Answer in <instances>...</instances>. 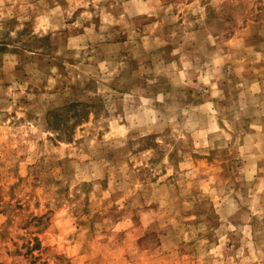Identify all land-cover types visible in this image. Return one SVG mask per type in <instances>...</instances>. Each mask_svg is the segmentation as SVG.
Returning a JSON list of instances; mask_svg holds the SVG:
<instances>
[{"label": "rangeland", "instance_id": "374dc122", "mask_svg": "<svg viewBox=\"0 0 264 264\" xmlns=\"http://www.w3.org/2000/svg\"><path fill=\"white\" fill-rule=\"evenodd\" d=\"M0 264H264V0H0Z\"/></svg>", "mask_w": 264, "mask_h": 264}]
</instances>
